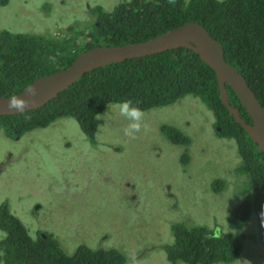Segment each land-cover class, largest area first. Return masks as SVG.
Instances as JSON below:
<instances>
[{
  "label": "rangeland",
  "instance_id": "rangeland-1",
  "mask_svg": "<svg viewBox=\"0 0 264 264\" xmlns=\"http://www.w3.org/2000/svg\"><path fill=\"white\" fill-rule=\"evenodd\" d=\"M124 1L130 0H10L0 3V30L73 36L96 22L93 8L111 11ZM192 99L143 111L135 139L124 135L128 121L119 115V104L98 115L95 143L74 117L22 136L1 126L0 206L7 202L30 231L47 228L67 253L82 243L116 248L127 255L126 264H154L150 252L167 261L161 246L173 241L176 222L228 231L229 215L254 193L242 186L248 180L238 173L235 153L226 151L231 141L217 139L214 114L192 111L190 103L185 111L183 104ZM163 124L181 125L192 137L184 166L186 147L172 144L160 130ZM220 178L225 188L215 193L212 184ZM258 220L253 214L235 230L246 237L242 256L229 264H264Z\"/></svg>",
  "mask_w": 264,
  "mask_h": 264
},
{
  "label": "trees",
  "instance_id": "trees-1",
  "mask_svg": "<svg viewBox=\"0 0 264 264\" xmlns=\"http://www.w3.org/2000/svg\"><path fill=\"white\" fill-rule=\"evenodd\" d=\"M10 0H0L8 2ZM96 22L81 28L73 36H51L29 32L0 31V95L9 97L21 92L37 77L65 69L83 51L100 45L145 41L162 32L195 21L203 24L223 47L225 60L247 80L264 106V0H130L108 11L102 6L92 9ZM231 104L241 108L244 118L252 122L248 111L228 88ZM189 111L202 105L214 114L217 139H234L226 151L238 158L242 186L253 191L227 218L229 230L206 225H174V244L165 248L173 264L233 263L243 253L246 235L236 234L255 214L264 235V151L246 130L235 122L220 99L215 72L190 48L179 47L161 53L127 58L85 73L45 105L15 115H0V126L12 136L45 128L62 117H74L81 130L96 142L98 115L110 104L131 101L143 111L171 106L180 99ZM203 102V103H201ZM200 106L198 109H196ZM190 112V111H189ZM189 123L193 119L187 117ZM177 125V126H176ZM163 124L162 133L174 145L185 146L181 161L190 160L192 138L181 125ZM179 126V127H178ZM215 127V126H214ZM217 150H222L218 147ZM219 155V153H218ZM224 179L212 184L222 192ZM235 196L237 193L235 192ZM0 228L5 237L0 244V264H122L125 252L115 248L92 249L80 246L67 253L53 235L33 241L25 225L3 203ZM264 240V238H263Z\"/></svg>",
  "mask_w": 264,
  "mask_h": 264
},
{
  "label": "water",
  "instance_id": "water-1",
  "mask_svg": "<svg viewBox=\"0 0 264 264\" xmlns=\"http://www.w3.org/2000/svg\"><path fill=\"white\" fill-rule=\"evenodd\" d=\"M187 47L195 51L200 58L215 72L220 99L235 121L243 127L260 149L264 151V107L251 89L245 77L225 60L221 43L195 21L187 22L169 29L145 41L125 44L100 45L81 52L65 69L37 77L21 92L26 108L17 112L8 109V97L0 95V115H15L45 105L60 92L72 85L85 73L108 65L122 62L127 58L142 57L161 53L166 50ZM234 90L252 118L249 123L241 117L240 111L229 101L228 88Z\"/></svg>",
  "mask_w": 264,
  "mask_h": 264
},
{
  "label": "clouds",
  "instance_id": "clouds-1",
  "mask_svg": "<svg viewBox=\"0 0 264 264\" xmlns=\"http://www.w3.org/2000/svg\"><path fill=\"white\" fill-rule=\"evenodd\" d=\"M10 1L8 2H0L1 4H8ZM1 31V30H0ZM228 88V87H227ZM230 101V100H229ZM233 106L237 107L240 111V114H241V117L247 121L246 118L243 117L242 115V112H241V108L239 105L237 104H232ZM7 107L8 109H15L17 110V112H20V111H23L25 108H26V101L23 99V97H18L16 95H11L8 97V103H7ZM202 107L204 108V110H207V111H211L209 109H206L203 105ZM245 107V106H244ZM264 107V106H263ZM247 110V109H246ZM118 111H119V115L124 117L127 121H128V124L126 125V127L123 129V132H124V135L131 138V139H135V136H136V133L140 132L141 131V128H142V125H143V117H144V112L142 109L134 106L132 104L131 101H122L119 105H118ZM212 112V111H211ZM229 112V111H228ZM230 114V113H229ZM231 115V114H230ZM248 115L250 116V114L248 113ZM234 118V116H233ZM251 118V116H250ZM235 120V118H234ZM252 120V118H251ZM236 122V121H235ZM248 122V121H247ZM237 123V122H236ZM251 123V122H249ZM214 126L216 128V131L219 130V126L215 124V121H214ZM241 126V125H240ZM1 128V126H0ZM244 129V128H243ZM245 130V129H244ZM188 135V134H187ZM190 136V135H189ZM192 138V137H191ZM226 141H233L234 143V139H225ZM193 142V140H192ZM192 144V143H191ZM190 144V146H191ZM181 165L184 166L185 164L182 163L181 161ZM142 190V186L140 187ZM225 188V186H224ZM223 188V189H224ZM6 203L8 206L9 204L7 202H4ZM9 209L10 211L13 213V211L11 210L10 206H9ZM15 215V213H13ZM16 216V215H15ZM261 216L264 217V212L261 213ZM17 217V216H16ZM18 218V217H17ZM19 219V218H18ZM20 220V219H19ZM21 221V220H20ZM178 223H182V222H176L174 223L172 226H171V231H172V234H173V241L171 243H169V245L167 244H164L161 246V249H163L165 251V248L166 246H172L175 242H174V239H175V234L173 232V227L174 225H177ZM185 223V222H184ZM186 224V223H185ZM262 224H264V220H262ZM187 225V224H186ZM190 226V225H188ZM26 227V226H25ZM27 228V227H26ZM101 228V227H100ZM99 228V229H100ZM1 229V228H0ZM2 230V229H1ZM3 231V230H2ZM4 232V231H3ZM27 232H28V235L29 237L33 240V241H38L39 238L43 237L45 238L46 237V234H49V230H47V228H44V229H34V231H30L28 228H27ZM51 234V233H50ZM53 235V234H51ZM54 236V235H53ZM5 237V232H4V236L3 238ZM3 238L0 240V244L3 240ZM80 246H86V244L82 243L80 244L78 247ZM77 247V248H78ZM76 248V249H77ZM92 249H100V248H92ZM102 249H110V248H102ZM116 249V248H115ZM119 251H122L120 249H117ZM76 251V250H75ZM123 252V251H122ZM166 253V251H165ZM145 254H148L147 252H145ZM149 254H152L151 257H149L154 264H173L169 261L168 259V256H167V253H166V257H167V261L165 260V258L163 257V261L159 258V257H156L153 253H149ZM242 256V255H241ZM240 256V257H241ZM237 261V260H236ZM122 264H126V263H122ZM180 264H193V263H189V262H180ZM215 264V263H214ZM229 264V263H228Z\"/></svg>",
  "mask_w": 264,
  "mask_h": 264
},
{
  "label": "flooded vegetation",
  "instance_id": "flooded-vegetation-1",
  "mask_svg": "<svg viewBox=\"0 0 264 264\" xmlns=\"http://www.w3.org/2000/svg\"><path fill=\"white\" fill-rule=\"evenodd\" d=\"M225 52V51H224Z\"/></svg>",
  "mask_w": 264,
  "mask_h": 264
}]
</instances>
